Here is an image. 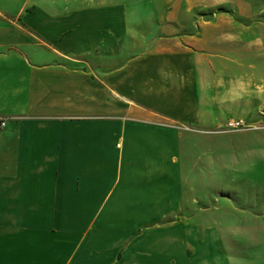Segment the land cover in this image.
Masks as SVG:
<instances>
[{
	"label": "crops",
	"instance_id": "1",
	"mask_svg": "<svg viewBox=\"0 0 264 264\" xmlns=\"http://www.w3.org/2000/svg\"><path fill=\"white\" fill-rule=\"evenodd\" d=\"M126 3L0 0V264H231L181 217L178 134L153 119L214 110L199 64L256 69L209 30L134 37Z\"/></svg>",
	"mask_w": 264,
	"mask_h": 264
},
{
	"label": "rangeland",
	"instance_id": "2",
	"mask_svg": "<svg viewBox=\"0 0 264 264\" xmlns=\"http://www.w3.org/2000/svg\"><path fill=\"white\" fill-rule=\"evenodd\" d=\"M122 6L134 37L147 27L154 36L157 23H178L182 33L200 39L209 30L221 43L244 47L241 68L256 69V77L211 75L199 64L204 103L214 110H202L191 122L153 120L178 134L181 217L221 238L231 264H264V0H127ZM232 120L244 126L230 128ZM94 214H84L85 222Z\"/></svg>",
	"mask_w": 264,
	"mask_h": 264
},
{
	"label": "built area",
	"instance_id": "3",
	"mask_svg": "<svg viewBox=\"0 0 264 264\" xmlns=\"http://www.w3.org/2000/svg\"><path fill=\"white\" fill-rule=\"evenodd\" d=\"M1 125L5 126V122H2ZM242 126H244V123L242 120H232L229 122V127L233 129L240 128Z\"/></svg>",
	"mask_w": 264,
	"mask_h": 264
}]
</instances>
